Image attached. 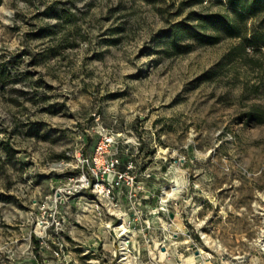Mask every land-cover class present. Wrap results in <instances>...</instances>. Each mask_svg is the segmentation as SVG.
Returning <instances> with one entry per match:
<instances>
[{
	"label": "rangeland",
	"instance_id": "1",
	"mask_svg": "<svg viewBox=\"0 0 264 264\" xmlns=\"http://www.w3.org/2000/svg\"><path fill=\"white\" fill-rule=\"evenodd\" d=\"M236 1L0 0V264H264V0ZM101 139L119 209L75 180Z\"/></svg>",
	"mask_w": 264,
	"mask_h": 264
},
{
	"label": "built area",
	"instance_id": "2",
	"mask_svg": "<svg viewBox=\"0 0 264 264\" xmlns=\"http://www.w3.org/2000/svg\"><path fill=\"white\" fill-rule=\"evenodd\" d=\"M106 148L104 140H100L96 144L95 151L93 155H79L82 164L86 167V171H83L78 176H76V181L81 186L91 187V189L97 193L99 197L107 199L109 204L114 209H119L121 205V193L123 192V187L129 189V197L135 195L133 191L136 190L135 184V174H131L133 171L134 165L131 161H127L125 168H120L121 164L124 162V159L117 154H112L109 156L105 155ZM73 179V178H71ZM73 186H68V188H63L57 186L54 191V202L57 205L58 203H65L68 201L69 194L72 192ZM118 219L122 221V224H126V213L122 212L120 215H117ZM61 224V221L56 220V225ZM129 229L124 231L128 233ZM123 232V231H122ZM124 233V232H123ZM125 233L123 241L122 250L129 251L128 246L130 239L129 235ZM129 234V233H128ZM126 252V253H127ZM125 258H122V260ZM119 264H129L125 261H120Z\"/></svg>",
	"mask_w": 264,
	"mask_h": 264
},
{
	"label": "bare ground",
	"instance_id": "3",
	"mask_svg": "<svg viewBox=\"0 0 264 264\" xmlns=\"http://www.w3.org/2000/svg\"><path fill=\"white\" fill-rule=\"evenodd\" d=\"M118 227L121 229V231H124V225H123L122 223L119 224ZM123 240H124V239H123ZM124 241H125V240H124ZM126 252H127V250H124V251H123V254H126ZM165 254H166V251H164V250H160V256H161V257H164ZM124 257H126V256H124Z\"/></svg>",
	"mask_w": 264,
	"mask_h": 264
},
{
	"label": "trees",
	"instance_id": "4",
	"mask_svg": "<svg viewBox=\"0 0 264 264\" xmlns=\"http://www.w3.org/2000/svg\"><path fill=\"white\" fill-rule=\"evenodd\" d=\"M231 2L235 3V4L238 3V1H236V0H231ZM206 37H207L208 40H211L213 38L211 35H206Z\"/></svg>",
	"mask_w": 264,
	"mask_h": 264
}]
</instances>
